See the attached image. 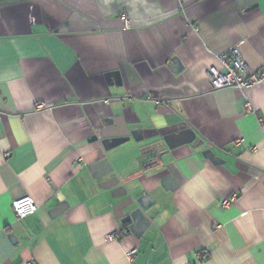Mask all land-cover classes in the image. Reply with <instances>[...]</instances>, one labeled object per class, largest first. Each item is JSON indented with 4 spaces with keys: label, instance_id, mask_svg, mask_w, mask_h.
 <instances>
[{
    "label": "crops",
    "instance_id": "crops-1",
    "mask_svg": "<svg viewBox=\"0 0 264 264\" xmlns=\"http://www.w3.org/2000/svg\"><path fill=\"white\" fill-rule=\"evenodd\" d=\"M232 47L264 67V0H0V264H264V83L208 76Z\"/></svg>",
    "mask_w": 264,
    "mask_h": 264
},
{
    "label": "built area",
    "instance_id": "built-area-1",
    "mask_svg": "<svg viewBox=\"0 0 264 264\" xmlns=\"http://www.w3.org/2000/svg\"><path fill=\"white\" fill-rule=\"evenodd\" d=\"M219 59L223 65L222 69L212 67L208 71V76L213 91L233 88L241 91L253 89L264 83V67L249 71L247 63L244 61L240 51L236 47L219 55ZM246 110L253 111L251 104H247ZM2 119V112H0V121ZM237 196L233 195L230 198L223 200L224 206H230L236 202ZM13 209L16 217L20 220L35 214L39 210V205L35 200L28 196L14 201ZM119 232L115 231L106 235V241H114L119 236ZM136 254V249L130 250L126 255L132 258Z\"/></svg>",
    "mask_w": 264,
    "mask_h": 264
},
{
    "label": "water",
    "instance_id": "water-1",
    "mask_svg": "<svg viewBox=\"0 0 264 264\" xmlns=\"http://www.w3.org/2000/svg\"><path fill=\"white\" fill-rule=\"evenodd\" d=\"M208 157L212 158V155L210 154ZM105 161L107 162V159ZM145 200L144 197L131 199V205L137 204V208L129 214L125 215L123 213L121 216L122 223L125 225L128 232H133L134 234L139 235L150 225V220L145 215L146 211L149 209L145 205Z\"/></svg>",
    "mask_w": 264,
    "mask_h": 264
}]
</instances>
